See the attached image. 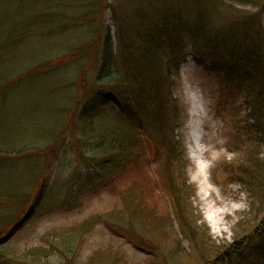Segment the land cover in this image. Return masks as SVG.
<instances>
[{
  "label": "rangeland",
  "instance_id": "374dc122",
  "mask_svg": "<svg viewBox=\"0 0 264 264\" xmlns=\"http://www.w3.org/2000/svg\"><path fill=\"white\" fill-rule=\"evenodd\" d=\"M217 1L220 3L214 0H0V43L25 30L24 23L36 13H43L64 24L56 28L52 36L36 33V39L44 38L46 41L45 45L37 46V61L55 59L72 47L94 41L96 36L90 29L99 25L104 35L108 30L112 36L122 74L128 72L130 75L128 63L137 50L135 44L131 46L129 43L130 39L137 29H146L151 22L156 27L163 24L171 27L179 20L174 15L181 18L184 10L193 11L194 15L200 11L210 15L213 3L217 8L231 5L255 16L264 9V0L259 1V7L251 6L252 0ZM253 22L264 28V14ZM121 29L123 31L118 37ZM31 45H34L33 41ZM29 46L27 43L16 51L22 57L7 62L3 68L10 69L15 76L24 72L23 67L34 66L30 55L23 56L30 50ZM99 53L100 46H97L74 63L75 67L54 72L47 77L51 85H36L32 79L14 87L9 91L6 103L0 105V151L17 152L28 148H42L43 151L37 155L31 152L29 154L33 157L25 158L20 164L1 168L0 191L31 192L33 185L34 197L39 189L45 191L29 221L0 245V251L9 247L18 253L29 252V255H24V264L212 263L214 253L207 250L210 245L222 249L234 239L235 224L242 223L240 232L250 233L264 216V208L257 215L253 210L256 201L247 188L232 180L228 173V169L239 165L243 156L241 152L256 147L255 144H244L249 111L243 99L232 92L220 93L218 77L214 76L207 63L197 60L190 46L180 50L182 57L176 73H168L166 66H162L161 94L164 101L167 100L162 112L166 121L171 123L168 136L175 148L182 152L180 154H183L187 166L182 168L180 163L173 168L164 166L163 170L142 168L144 178L151 183L148 192L143 194L144 207H151L156 214L154 217L160 220L166 213L171 220L168 224L171 234L163 230L148 233L130 217L121 214L124 205L120 195L135 182L133 171L127 169L116 174L106 170H88L79 162L78 156L97 157V146L87 148L80 145L81 132L72 123L69 130L63 129L73 122L75 114L70 112L89 105L95 94ZM8 55L11 56L10 51ZM167 59L164 57L162 61ZM81 65L86 90L82 96L76 86L81 79ZM49 90H53V94ZM72 102L77 104L76 107ZM193 123L199 127L203 149L196 159L190 138V124ZM153 130L154 126H150V135ZM158 157L161 160L164 154L160 152ZM168 179H172L175 191L185 200L183 222L186 224L183 226L189 230V234L186 233L188 240L178 233V222L173 217V203L170 202L175 198L169 196ZM144 183L148 186L146 180ZM9 202L2 196L0 207ZM205 205L225 212L219 216L217 230L206 219ZM98 215L115 222L117 228L102 224L97 219ZM219 229L222 231L218 232ZM203 230L207 231L209 246L198 244ZM47 234L51 236L54 248L58 243H64L65 248L58 245L62 251L52 250L47 245Z\"/></svg>",
  "mask_w": 264,
  "mask_h": 264
},
{
  "label": "trees",
  "instance_id": "16d2710c",
  "mask_svg": "<svg viewBox=\"0 0 264 264\" xmlns=\"http://www.w3.org/2000/svg\"><path fill=\"white\" fill-rule=\"evenodd\" d=\"M259 1L252 0L251 6L259 7ZM214 2L220 3L217 0ZM210 9V15L203 11L194 15L193 11L184 10L181 12V18L174 15V18L179 20L171 27L165 24L156 27L151 22L146 29H137L129 42L131 46L135 44L134 46L137 47L134 57L128 63L130 75L128 72L122 74L114 53L112 36L108 30L104 35V30L99 25L90 29L96 36L94 41L72 47L55 59L37 61V46L45 45L46 41L44 38L36 39V33L41 32L39 36H52L55 35V29L64 24L55 22L56 20L43 13H36L24 23L25 30L11 40L0 43V105L6 103L11 89L32 79H35L33 82L36 85L43 86L44 83L51 85V80L47 77L60 69L75 67L73 64L78 63L81 57L100 46L95 94L90 98L89 105L70 112L72 115L75 114L73 122L65 125L63 129L69 130L72 123L71 125L81 132L80 145L87 148L97 146L99 150L97 157L78 156L79 162H82L88 170L93 169L96 172L106 170L116 174H121L127 169L133 171L135 182L129 187L126 186L127 188L120 195L124 205V212L121 214L130 217L141 230L148 233L163 230L164 233L171 234V227L168 225L171 220L167 213L160 220L157 216L154 217L156 214L151 207L150 209L144 207L143 194L148 192L150 182L144 178L142 168L163 170L164 166L176 167L180 163L182 168L187 166L183 161V154H180L182 152L175 148V144L168 136L171 123L166 121L162 112L167 100L164 101L161 94L162 66H166L168 73L169 71L176 73L178 62L182 57L179 55L180 50L185 46L191 47L197 60L210 66L214 76L219 79L220 93L232 92L241 97L249 111L247 118L249 127L244 131L247 136L244 144L251 143L256 147L241 152L243 156L239 165L228 169V173L232 180L247 188V192L256 201L253 210L257 211V215L264 208V28L260 23L254 25L253 22L264 14V9L256 16L231 5L217 8L213 3ZM122 31L121 29L117 33L118 37ZM32 41L34 45H31ZM27 43L32 50L30 48L23 53V56L30 55L35 65L27 69L23 67L24 72L14 76L10 69H4L3 65L22 57L18 56L16 51L24 48ZM89 47H91L90 51L85 53L84 51ZM9 51L11 56L8 55ZM164 57L168 59L163 62ZM82 70L83 68L79 72L81 79L76 82L80 96L84 91L86 92ZM49 92L53 94V90ZM74 105L76 107L77 104ZM150 126H154L152 135L149 134ZM41 149L0 151V169L13 163L20 164L23 159L33 157L29 153L36 152L37 155L43 152ZM160 152L164 154L163 164L162 159L158 157ZM156 158L158 160H155ZM155 162L157 163L154 164ZM144 180L148 182V186ZM167 182L169 196L175 198L174 202L173 199L170 202L173 203V217L178 222V233L188 240L186 233L189 234V230L184 227L185 222H183V215L186 213L183 209L185 200L175 191L172 179ZM184 186L185 183L183 188ZM33 188L31 192L20 191L18 194L0 191V200L4 196L10 201L0 207V245L29 221L39 202L42 201L45 191L39 189L34 197ZM148 201L152 202L151 199ZM97 219L111 229L117 228L115 222L105 216L98 215ZM241 224H235L234 239L220 250L221 247L213 248L206 242V230L201 232L198 244L210 245L207 250L214 253L212 263L207 262L208 264H264V216L250 233H244L243 230L240 232ZM134 237L138 238L136 235ZM46 238L47 245L52 250L62 251L61 247L65 248L64 243H58L61 247L57 245L54 248L55 244L51 236L47 234ZM29 254V252L18 253L9 247L4 248L0 251V264L16 262L24 264V255Z\"/></svg>",
  "mask_w": 264,
  "mask_h": 264
},
{
  "label": "bare ground",
  "instance_id": "6f19581e",
  "mask_svg": "<svg viewBox=\"0 0 264 264\" xmlns=\"http://www.w3.org/2000/svg\"><path fill=\"white\" fill-rule=\"evenodd\" d=\"M191 127V132H190V138L192 141V147L194 152L196 153L193 157L196 159L198 158V156H201L202 154V141L200 139L199 136V127L196 123L190 124ZM200 164V163H199ZM203 170V169H202ZM205 170V169H204ZM203 170V171H204ZM206 206V219L208 220L209 223H211L215 230H217L219 228L220 225V220H219V216L223 215L225 212H221V211H215L213 210L211 207H209V205H205ZM222 230L219 229L218 232H221Z\"/></svg>",
  "mask_w": 264,
  "mask_h": 264
}]
</instances>
